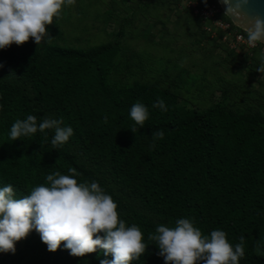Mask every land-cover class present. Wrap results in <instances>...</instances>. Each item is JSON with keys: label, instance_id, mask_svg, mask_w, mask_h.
<instances>
[{"label": "trees", "instance_id": "16d2710c", "mask_svg": "<svg viewBox=\"0 0 264 264\" xmlns=\"http://www.w3.org/2000/svg\"><path fill=\"white\" fill-rule=\"evenodd\" d=\"M211 2L216 0H199L201 6ZM222 18L230 21L224 13ZM56 24L53 18L54 35ZM120 43L115 39L77 47L51 42L37 55L26 42L18 60L11 59L8 48L0 49V73L10 76L0 74V188L11 184L15 198H22L34 187L47 185V175H70L68 169L75 168L78 183L98 182L117 203L126 225L141 228L148 247L131 264H165L148 235L161 224L175 227L180 218H191L204 235L225 231L233 246L244 236L245 256L239 264H264V126L251 112L231 109L221 99L187 109L176 93L155 84L109 81ZM158 98L167 111L153 107ZM137 102L149 110L143 128L130 117ZM42 114L73 128L67 143L53 149L54 130L9 139L17 119L34 115L39 123ZM134 125L136 133L129 129ZM158 129L165 136L153 141ZM22 240L14 253L0 254V264L20 258L16 253ZM35 254L41 264L112 259L99 248L74 257L63 243L55 252Z\"/></svg>", "mask_w": 264, "mask_h": 264}, {"label": "clouds", "instance_id": "9594fccd", "mask_svg": "<svg viewBox=\"0 0 264 264\" xmlns=\"http://www.w3.org/2000/svg\"><path fill=\"white\" fill-rule=\"evenodd\" d=\"M75 2L0 0V49L12 44L21 46L30 38L37 46L42 42L50 44L53 36L47 26L53 24L54 17L60 18L63 6ZM246 34L249 46L264 44V20L258 19ZM256 71L264 74V55ZM153 107L167 111L165 102L159 98ZM130 117L135 125L143 128L149 119V110L137 102L130 109ZM62 124V119L48 117L38 123L36 116L28 115L12 124L9 139L16 141L38 131L54 130L51 145L56 149L74 134L71 126L62 127ZM135 125L129 128L133 133L138 131ZM164 136L161 129L152 133L153 141L162 140ZM68 172L70 175L59 171L47 175V185L34 187L22 198H15L11 184L0 188V252L14 253L16 242L35 230L50 252H55L63 243L74 257H84L98 248L105 256H112L111 260H101L100 264H131L139 260L148 247L141 228L136 224L126 225L117 211V203L98 182L78 183L76 169L69 168ZM148 240L155 242L165 264H239L245 256L244 236L233 246L225 231L215 229L210 235H204L191 218L178 219L175 227L158 225L155 233H149Z\"/></svg>", "mask_w": 264, "mask_h": 264}, {"label": "rangeland", "instance_id": "374dc122", "mask_svg": "<svg viewBox=\"0 0 264 264\" xmlns=\"http://www.w3.org/2000/svg\"><path fill=\"white\" fill-rule=\"evenodd\" d=\"M54 18L57 34L47 26L54 43L86 47L121 39L109 81L155 84L176 93L178 103L187 109H201L221 99L231 109L251 112L264 126V74L256 71L263 54L230 40L225 44L211 39L172 0H76L62 7L59 19ZM28 43L37 55L47 44L37 46L31 38ZM8 49L11 59L18 60L21 46L12 44ZM46 117L52 118L42 114ZM36 244L39 248H34ZM35 250L49 252L33 230L22 240L14 264H41Z\"/></svg>", "mask_w": 264, "mask_h": 264}, {"label": "built area", "instance_id": "2783aa9c", "mask_svg": "<svg viewBox=\"0 0 264 264\" xmlns=\"http://www.w3.org/2000/svg\"><path fill=\"white\" fill-rule=\"evenodd\" d=\"M173 3L183 10H188L191 15L200 21L201 30L211 38H216L223 43L245 46L249 49H257L264 55V44L251 47L247 43V31L239 28L231 21L222 18V10L219 4L211 2L201 6L199 0H172Z\"/></svg>", "mask_w": 264, "mask_h": 264}, {"label": "water", "instance_id": "95a60500", "mask_svg": "<svg viewBox=\"0 0 264 264\" xmlns=\"http://www.w3.org/2000/svg\"><path fill=\"white\" fill-rule=\"evenodd\" d=\"M222 12L243 30L253 27L257 20H264V0H216Z\"/></svg>", "mask_w": 264, "mask_h": 264}]
</instances>
